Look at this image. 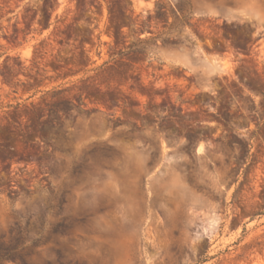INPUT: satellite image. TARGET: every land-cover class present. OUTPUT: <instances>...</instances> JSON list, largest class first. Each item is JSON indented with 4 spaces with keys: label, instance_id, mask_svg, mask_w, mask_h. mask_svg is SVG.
<instances>
[{
    "label": "rangeland",
    "instance_id": "rangeland-1",
    "mask_svg": "<svg viewBox=\"0 0 264 264\" xmlns=\"http://www.w3.org/2000/svg\"><path fill=\"white\" fill-rule=\"evenodd\" d=\"M0 264H264V0H0Z\"/></svg>",
    "mask_w": 264,
    "mask_h": 264
}]
</instances>
